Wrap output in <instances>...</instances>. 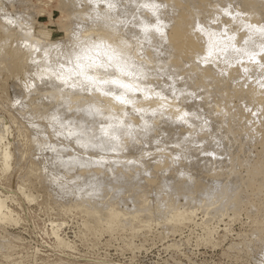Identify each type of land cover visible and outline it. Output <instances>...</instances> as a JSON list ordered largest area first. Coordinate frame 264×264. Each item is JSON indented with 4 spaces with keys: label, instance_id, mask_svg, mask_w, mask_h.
Instances as JSON below:
<instances>
[{
    "label": "bare ground",
    "instance_id": "1",
    "mask_svg": "<svg viewBox=\"0 0 264 264\" xmlns=\"http://www.w3.org/2000/svg\"><path fill=\"white\" fill-rule=\"evenodd\" d=\"M141 2L142 0H117V9L108 13L111 17H119L117 20L97 19L98 12L101 17L104 15L103 4L97 9L90 0H61L59 8L62 16L55 19L49 15L47 23L37 21L31 1L22 2V8L21 6L20 8H24V12L22 10L23 14H20V11L17 13L18 17L19 14L21 16L20 19L18 18L20 20L18 33L27 45L26 48L23 47L27 51L24 59L27 58L30 68L32 67V70L26 72L24 80L29 82L32 77L34 78L32 84L37 87L35 101L44 98L47 100L44 110H49L41 116L42 119H39V122L32 121L30 125L34 128L39 127L38 134L46 135L52 144L62 147V149L57 148L61 151L57 154L67 152V162H87V166L97 167L79 170L82 173L81 178L79 177V185L75 183L79 180L78 177L77 180L74 178L73 185H77L75 188L80 191L76 195L79 197L75 198L79 201L76 203L84 213L87 212L99 218L106 213V222L114 225L124 222V219L129 216V211H125L129 208L125 207L127 209L123 208L124 210L120 208L123 202L127 203L131 199V201L135 200L133 202L137 205L136 200L141 203L139 201L141 199L143 204L141 203L140 207L134 206L138 210L134 212L135 209H132V220L135 221L146 214H153L154 211L151 210L155 205H151L153 207L148 205L149 195H153L154 200L157 201V209H155L158 211L157 215L160 214L165 222L178 223L183 219L193 222L194 215L197 213L195 208L189 207V212H182L184 208L180 207L182 210H177L178 213L170 217L177 197L182 194L185 195L186 204L191 202L192 206H195L194 203H199L200 207L199 204L197 206L200 210L206 209L208 213V215L205 213L206 216L209 217L212 211L223 216L225 211L237 208L241 203L249 204L248 200L239 193L236 182L238 173L235 171L237 164L246 168L244 178L250 188L255 184L264 188V162L251 164L252 156L249 152L250 145L256 140L264 149V134L262 135L258 130L261 127L264 128V88L259 86L257 67L248 63L247 60L244 65L234 61L225 63L224 54L221 53L210 57L209 62L204 63L202 57H205L208 52V38L195 31L194 25L197 21L207 24L214 15H220V23L213 24L211 27L217 31L227 27L230 34L235 31L236 42L239 45L245 36V32L240 30L241 21L257 25L264 24V0H156L163 5L159 9V15L165 26V36L160 37L156 33H151V43L144 39L140 24L142 21L153 23L155 21L149 12L138 8ZM46 3V1L37 0L36 4L46 5ZM0 5L3 4L0 2ZM228 5H231L230 11L233 14L239 12L243 15L235 21L222 15L220 10ZM2 16L5 17V14ZM125 20H130L132 23H123L122 21ZM54 27L64 29L67 34L65 41L54 42L50 39ZM99 37L111 43H119L121 39L126 40L131 46L129 51L136 64L141 66L149 76L145 83L151 84L154 92L167 96V101H158L155 97L152 100L143 101L140 97L142 103L137 106L145 108L146 111L124 117L121 106L112 102L110 98L101 97L99 94L89 95L70 88L60 91L63 85L45 69H56L58 62H66L65 54L74 48L79 40ZM32 55L33 57L30 58ZM244 67L249 69L247 73L243 71ZM173 92L176 93V99L172 97ZM161 103H166L167 107H161ZM93 104L102 107L105 115L120 116L126 123L130 122L134 126L137 142L133 143L131 138L125 137L124 146L115 153L99 150L85 152L78 147L74 138L67 136L66 131L58 135L50 126L48 117L52 113L64 117L66 123L71 121L69 127L76 129H79L82 124L91 123V117L85 115V110ZM177 108L195 113L199 119L190 116L188 119L193 126L189 127L177 120ZM128 111L131 109L129 108ZM140 115L144 116V120L140 119ZM2 119L5 121L4 118ZM3 121L0 119V168L5 172L11 168L13 153L12 143L9 141L12 131L7 123L3 124ZM145 121L148 122L150 129L147 133L141 131ZM204 121H207V124L202 128ZM98 152L100 153L97 154ZM178 152L182 156L178 162L189 163L174 175H168L167 166L164 165L162 170L161 165L167 162L166 158L169 154L176 155ZM202 154H206L208 159L203 168L198 169L192 161ZM101 157L103 159L100 166H97L95 162ZM160 158H165L161 164L158 163ZM59 160H62L61 156ZM143 160L146 164L140 167V173L134 177L123 174L116 178V175L112 174L108 180L98 179V183L91 179L99 175V171L107 161L111 165H121L127 162L140 163ZM74 168L76 167L70 166L66 173L71 174ZM205 169L206 174L210 172L209 178H203ZM223 169L226 171L224 176L227 178L217 173V171L222 172ZM142 174L147 182L139 180ZM160 175L163 177L158 179ZM97 184L103 188H106V185L107 187L114 185L116 189L113 186L112 188L114 191L119 189L118 198L121 200L117 202V196L116 201L114 197L112 200L106 199L109 192L107 191L108 194L105 197L104 190L100 192L103 195L101 200L98 194L92 193L98 187ZM125 193L128 196H125ZM133 193L139 196L136 195L138 199L133 198ZM7 201V197L0 193V223L3 224L12 219L14 212L7 205ZM169 210L172 211L169 212L168 218L166 214ZM141 213L144 215L140 216ZM59 229H53L52 233L57 244L65 248L69 243L59 235Z\"/></svg>",
    "mask_w": 264,
    "mask_h": 264
},
{
    "label": "rangeland",
    "instance_id": "2",
    "mask_svg": "<svg viewBox=\"0 0 264 264\" xmlns=\"http://www.w3.org/2000/svg\"><path fill=\"white\" fill-rule=\"evenodd\" d=\"M23 1L28 0L0 1L3 4L0 5L2 6L0 7V119L3 121L4 118L3 124L7 123L12 131L9 141L12 143L13 153L11 168L5 171L6 173L0 168V193L7 197V205L14 211L9 222L0 223V264H259L260 259L264 257V188L256 184L250 188L244 178L246 168L238 164L234 169L238 173L236 182L239 193L248 200L249 204L241 203L237 208L225 211L224 217L215 211H212L209 217L206 216L208 215L206 209L201 208V211L199 203V207L197 203H194L195 206H192L191 202L186 204L185 195L182 194L176 199V208L174 206L173 212L169 210L166 217L176 215L175 213L181 211V208H184L182 212H189L191 208H195L197 213L193 222L184 219L178 223L165 222L160 214L157 215L158 211L155 210L157 201L154 200L153 195L147 198L149 206L155 205L151 210L154 211V215L146 214V216L141 213L140 216L144 215L142 218L139 217L141 220L139 218L132 220V209L136 212L138 209L135 207H140L143 201L139 199L140 203L136 200L138 203L136 205L133 202L135 200L130 199L129 202L127 197L126 202H128H123L120 208H129H125L127 209L125 211H129V216L124 222L114 225L106 222V213L99 218L84 213L83 209L77 206L76 201H79L75 198H79L76 195L80 191L75 188L77 185L73 184L80 183L82 173L79 170L97 167L95 165L81 167V163L72 165L61 163L60 156L62 161L67 162L68 153L57 154L61 152L57 148L62 149V147L52 144L46 135L38 134L39 127L34 128L30 125L32 121L39 122L41 116L49 110H44V105L47 104L44 98L35 101L36 86L30 89L25 87L27 83L24 80L25 74L32 70V67L30 68L27 58L24 59V54L27 52L24 49L26 44L18 33L20 21L18 18L20 19V14L24 12V8L21 9ZM29 1L33 4L37 21L41 23L49 22V15L55 19L62 16L59 8L61 0H43L47 2L46 5H37V0ZM4 14L5 17L2 16ZM9 19L12 23L7 21ZM15 19L18 21H14ZM66 38L64 29L58 27H54V31L50 34V39L54 42H62ZM32 57L33 55L30 56ZM33 79L32 77L30 81L32 82ZM258 130L262 135L264 134L263 127ZM47 145H51V148ZM262 148L258 140L250 145L251 164L264 162ZM195 153L199 152L195 151ZM178 154L180 155V152ZM176 155L169 154L166 158L167 162L161 165L162 170L164 165L167 166L168 175H174L189 163L178 162L182 156L179 160H174ZM164 159H158V163L161 164ZM207 159L206 154H202L195 158L192 164L202 169ZM104 164L99 175L91 177L96 183L100 178L108 180L112 174H115L116 178L123 174L134 177L140 173V167L146 162L143 160L140 163L111 165L107 161ZM70 166L76 168L71 174H67L66 171ZM206 173L205 169L203 178L210 177V172ZM217 173L227 178L224 176L226 173L224 169ZM160 177L163 176H158V179ZM74 178L79 180L76 179L75 182ZM139 180L147 182L143 174ZM97 185L92 193L98 194L101 200L108 192L106 199L112 200L114 197L115 200L117 196V202L121 200L118 198L119 189L114 191L113 188L116 189L114 185L111 184L109 187L106 185V188ZM102 190H104L103 195L100 194ZM111 190L114 192L111 193ZM136 195L133 193L134 199L137 198ZM125 196L128 194L125 193ZM54 227L60 228L59 235L69 243V245L66 243L67 249L57 244L52 233Z\"/></svg>",
    "mask_w": 264,
    "mask_h": 264
},
{
    "label": "snow or ice",
    "instance_id": "3",
    "mask_svg": "<svg viewBox=\"0 0 264 264\" xmlns=\"http://www.w3.org/2000/svg\"><path fill=\"white\" fill-rule=\"evenodd\" d=\"M90 2L97 9L101 4L104 6L103 17L98 12L97 19H119V17L108 15L109 12L117 9V0H90ZM161 7L163 5L157 3L156 0H142L138 4V8L146 10L154 17V23L142 21L140 24L143 37L148 43H151V33H156L160 37L165 36V26L159 15ZM230 9L231 5H228L220 12L233 21L243 15L239 12L233 14ZM133 19L136 18L133 17ZM8 22L12 23L11 20ZM122 22L132 23L130 20ZM219 23L220 15H214L207 24L197 21L194 25L195 31L208 38V52L205 57H202L203 62L208 63L210 57L218 56L221 53L224 54L225 63L234 61L244 65L247 60L248 63L257 67L258 83L261 88H264V24L257 25L241 21L240 30L245 32V36L238 45L235 31L230 34L227 27H223L219 31L211 27V25ZM130 47L123 39L119 43H111L103 37L79 40L75 47L65 54L66 62H58L56 69L49 68L45 71L50 72L56 80L60 81L63 85L60 91L70 88L89 95L99 94L101 97L110 98L112 102L121 106L124 117H131L146 111L145 108L137 106L142 103V100L149 101L155 97L158 101H167L168 97L161 95L160 92H154L152 85L145 83L149 76L141 66L136 64L129 51ZM243 71L247 73L249 69L244 67ZM25 87L30 89L35 85L29 81ZM172 97L173 99L177 98L175 92L172 93ZM160 106L167 107V104L161 103ZM129 108L131 111H128ZM176 112L178 113L177 120L189 127L193 126L188 119L190 116L199 119L195 113L182 111L179 108L176 109ZM85 115L91 117V123L82 124L79 129L69 127L71 121L66 123L64 117L57 113H52L48 119L54 132L59 135L66 131L67 136L74 138L78 147L85 152L99 150L105 153H115L124 146L125 137L131 138L133 143L137 142L134 126L130 122L126 123L120 116L105 115L103 108L95 104L85 110ZM140 119L144 120V116L140 115ZM104 120L108 122H101ZM206 124L207 121H204L201 127L203 128ZM144 125L141 131L147 133L150 130L148 122L145 121ZM185 139L187 140V137ZM47 147L51 148V145H47ZM102 159L101 157L95 162L97 166H100ZM173 159L179 160L180 155L177 154ZM61 163L71 164L74 162L61 160ZM80 166H87V162L81 163ZM259 264H264V257L260 259Z\"/></svg>",
    "mask_w": 264,
    "mask_h": 264
}]
</instances>
